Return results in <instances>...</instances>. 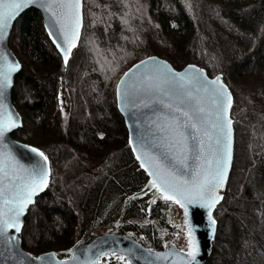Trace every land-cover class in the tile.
<instances>
[{
    "label": "trees",
    "instance_id": "obj_1",
    "mask_svg": "<svg viewBox=\"0 0 264 264\" xmlns=\"http://www.w3.org/2000/svg\"><path fill=\"white\" fill-rule=\"evenodd\" d=\"M40 23V12L27 9L9 37L30 58L12 89L23 115L13 136L42 149L52 167L25 216L23 246L57 247L64 257L83 235L114 227L162 248L179 230L173 200L133 197L148 175L116 106L122 74L158 55L176 68L221 72L233 93V163L205 264H264V0H83L81 38L67 64ZM95 264L128 262L111 255Z\"/></svg>",
    "mask_w": 264,
    "mask_h": 264
},
{
    "label": "water",
    "instance_id": "obj_2",
    "mask_svg": "<svg viewBox=\"0 0 264 264\" xmlns=\"http://www.w3.org/2000/svg\"><path fill=\"white\" fill-rule=\"evenodd\" d=\"M49 3L52 4L51 12L47 11L43 6ZM43 5L41 0H36V2L21 8L15 18L9 21V26L3 38L0 39V73L8 72L9 65H17L14 71L8 73L9 84L4 89L3 108L0 109V112L5 114L3 118L8 119L10 116L15 120L17 126L6 132L3 140L0 141V160L7 162L6 170L10 176L13 175L12 167H15L17 174L22 176H27L33 170L36 173L41 171L48 173L46 186L33 195L32 203L25 207L24 213L19 217L20 231L17 233L14 228L10 227L3 236H0V264H95L110 255L119 256L129 264H205L212 253L213 241L218 227L214 211L224 199L233 163L235 135L231 117L233 93L224 81L221 72L211 75L206 68L196 63H188L181 68H176L169 60L158 55H149L135 62L122 74L116 85V106L124 119L130 147L141 168L148 175L145 185L135 192L133 197L152 193L154 190L156 191L152 195V201L163 196L161 191L152 186L154 177L149 174L157 171V165L160 166V171L164 176L171 172L177 177L188 179L191 178L193 169L198 168L201 164H204L205 168L207 167L206 161L211 158L208 150V138L203 137L202 133H197V138L194 140L189 135L194 130L181 127L180 131L185 133L186 142L190 149L185 160L187 167H185L179 163V159L182 157H180L177 148L169 146L177 137L167 130V124L179 118L181 125H183L185 118L174 110L176 106L192 112L203 108L204 112L199 113L197 119H205L207 123L200 126L202 129L207 128L211 133L210 123L215 119V107L209 92L204 89L216 87L209 85L207 82L219 77L220 83L226 87L231 98L228 116L232 121V137L231 162L227 176L223 186L217 189L219 199L211 209V219L215 220V224L213 225L209 219V209L202 206V204H187V216H185V208L176 203L180 207L181 224L184 227L187 240L186 248L179 247L172 239L165 240L162 248H151L135 238L131 232L119 233L114 227H108L101 231L94 230L83 235L69 247L62 250V252L68 254L65 257H60L55 249L34 254L23 247L21 232L25 216L31 205L36 201V198L48 187L52 175V167L49 158L42 149L13 136L14 131L23 125V115L13 103L11 95L15 76L22 68V63L10 46L9 37L16 20L27 9L35 8L42 16L43 26L48 39L64 61V52L61 51V48L65 50L69 48V44L64 40V34L69 31L71 23L66 15L68 10L61 8L54 0H43ZM80 15L81 26L75 38V47H71L69 58L81 38L83 0H81ZM137 65L140 67L137 68ZM190 66L193 67L190 68ZM173 73L185 74L186 77L192 79V83L180 81L178 77L173 76ZM165 75L168 83H162ZM197 77L199 79H196ZM121 80L124 81L123 84L120 83ZM62 83H64V76L62 77ZM118 86L121 90L120 95L117 92ZM125 92H127V95H124ZM161 100L164 101V105L171 103L173 108L169 109L161 105ZM201 138L204 140L205 155L198 159V144ZM33 148L37 149L38 152H43L47 160L31 151ZM7 184L8 181L5 180L4 185L0 186H6ZM5 195L7 196L8 193ZM0 207H4L5 210L8 207L3 204V198H0ZM190 229H192L195 248L189 247ZM189 251L195 252L196 259L194 261L187 255Z\"/></svg>",
    "mask_w": 264,
    "mask_h": 264
},
{
    "label": "snow or ice",
    "instance_id": "obj_3",
    "mask_svg": "<svg viewBox=\"0 0 264 264\" xmlns=\"http://www.w3.org/2000/svg\"><path fill=\"white\" fill-rule=\"evenodd\" d=\"M34 2H36V0H0V39L3 38L9 26V21L15 18L19 10L25 5ZM54 2L61 8L68 10L66 15L71 21L69 31L64 34V40L69 44V48L68 50L61 48V51L64 52V62L67 64L71 47H75V38L81 26V0H54ZM41 3L43 5V0H41ZM43 6L47 11H52L51 3ZM16 67L17 65H9L8 72L0 73V109L3 108L2 98L4 96V89L9 84L8 73L14 71ZM136 67L139 68L140 66L137 65ZM191 67L193 66H190V68ZM169 71L171 70L169 69ZM173 76L178 77L180 81H187L189 84L192 83V79L186 77L183 73H173ZM196 79L199 78L197 77ZM120 83L123 84L124 81L121 80ZM162 83H168L166 75L163 77ZM207 83L216 86L211 89H204L209 92L215 107V119L210 123L212 132L210 133L207 128H201V124L207 123L205 119H197L199 113L204 112L203 108H199L195 112H192L176 106L174 110L185 118L184 123L181 125L179 118H176L174 121L167 124V130L177 137L169 146H175L177 148L180 157H182L179 159V163L185 167H187L185 160L187 159V153L190 149L186 142L187 138L185 133L180 131L181 127L193 129L194 131L189 133V135H191L194 140L197 138V133H202L203 137L208 138V150L211 158L206 161L207 167L205 168L204 164H201L198 168L193 169L190 179L177 177L171 172H169L167 176H164L160 171L159 165H157V171L150 172L149 174L154 177L152 186L163 193V199L173 200L175 203L180 204L182 208H185V216H187V204H202V206L209 209V219L214 225L215 220L211 219V209L219 199L217 196V189L223 186L231 162L232 121L228 116L231 98L226 87L220 83L219 77ZM117 92L118 95H120L121 90L119 86ZM124 95H127V92H125ZM160 103L164 105L163 100H161ZM164 106L169 109L173 108L171 103ZM4 115L3 112H0V141L3 140L6 132L10 131L12 127L17 126L14 119L10 116L8 119H4ZM198 148L199 154L197 158L199 159L205 155L203 138L200 139ZM31 151L43 157L44 160H47L43 152H38L35 148L31 149ZM7 166L6 161L0 160V185H4L5 180L8 181L6 186H0V198H3V204L8 206L6 210L4 207H0V236H3L10 227L14 228L17 233L20 231L19 217L24 213L25 207L29 203H32L33 195L46 186L48 175L46 171L36 173L35 170H33L29 172L27 176H22L17 174L15 167H12L13 175L10 176L9 172L6 170ZM6 193H8L7 196L5 195ZM189 247L195 248L192 229L189 230ZM187 255L191 257L193 261L196 259L194 251H189Z\"/></svg>",
    "mask_w": 264,
    "mask_h": 264
},
{
    "label": "rangeland",
    "instance_id": "obj_4",
    "mask_svg": "<svg viewBox=\"0 0 264 264\" xmlns=\"http://www.w3.org/2000/svg\"><path fill=\"white\" fill-rule=\"evenodd\" d=\"M41 24V23H40ZM41 26L43 27V24H41ZM40 26V27H41ZM42 30V28H41ZM44 30V28H43ZM16 54L17 56L19 57L20 61L22 63H25L26 65H28V61L25 62L26 59H30L29 57H27L28 55L23 51V50H16ZM62 74H65L66 73H62ZM67 76V75H66ZM33 124L30 123V126H32ZM35 127V126H34ZM19 139V138H18ZM21 140V139H20ZM171 218L172 220L176 223V227L179 228V230H176L175 233L171 234V235H167L165 236L164 240H167V239H172L174 240L177 245L179 247H182V248H186L187 246V240H186V235L184 233V227L182 226L181 224V216H180V207L175 203L173 202L171 204ZM24 247V246H23ZM25 248V247H24ZM26 249V248H25ZM50 249H57V247H50ZM27 250V249H26ZM46 250H49V249H46ZM46 250H43V251H46ZM29 251V250H28ZM41 251V252H43ZM57 251V250H56ZM213 251V250H212ZM31 252V251H30ZM41 252H38V253H41ZM33 253V252H32ZM38 253H34V254H38Z\"/></svg>",
    "mask_w": 264,
    "mask_h": 264
}]
</instances>
